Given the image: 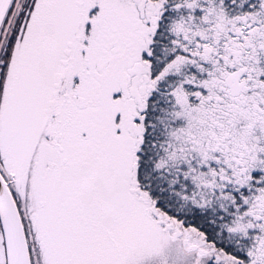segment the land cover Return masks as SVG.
<instances>
[{"label": "snow or ice", "instance_id": "1", "mask_svg": "<svg viewBox=\"0 0 264 264\" xmlns=\"http://www.w3.org/2000/svg\"><path fill=\"white\" fill-rule=\"evenodd\" d=\"M0 264H264V0H0Z\"/></svg>", "mask_w": 264, "mask_h": 264}]
</instances>
